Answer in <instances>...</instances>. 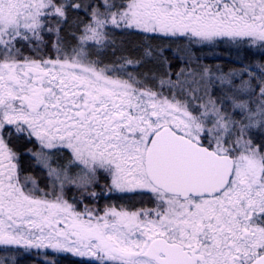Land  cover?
<instances>
[{"label": "snow or ice", "instance_id": "1", "mask_svg": "<svg viewBox=\"0 0 264 264\" xmlns=\"http://www.w3.org/2000/svg\"><path fill=\"white\" fill-rule=\"evenodd\" d=\"M66 262L264 264V0H0V264Z\"/></svg>", "mask_w": 264, "mask_h": 264}, {"label": "trees", "instance_id": "2", "mask_svg": "<svg viewBox=\"0 0 264 264\" xmlns=\"http://www.w3.org/2000/svg\"><path fill=\"white\" fill-rule=\"evenodd\" d=\"M127 39L130 40V41H135V40H137L139 38L132 36V37H127ZM66 264H67V262H66Z\"/></svg>", "mask_w": 264, "mask_h": 264}]
</instances>
